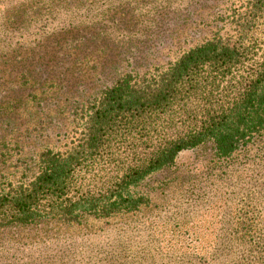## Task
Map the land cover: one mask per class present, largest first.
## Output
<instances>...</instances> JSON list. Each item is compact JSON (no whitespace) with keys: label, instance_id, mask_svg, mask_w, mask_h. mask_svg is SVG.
I'll list each match as a JSON object with an SVG mask.
<instances>
[{"label":"rangeland","instance_id":"374dc122","mask_svg":"<svg viewBox=\"0 0 264 264\" xmlns=\"http://www.w3.org/2000/svg\"><path fill=\"white\" fill-rule=\"evenodd\" d=\"M30 1L0 0L2 47L18 43L0 56L2 189L33 180L44 148L72 145L76 110L122 75L165 68L216 36L242 35L264 54V11L248 16L247 0H63L52 14ZM26 8L36 16L23 21ZM140 190L148 202L107 218H0V264H234L264 232V142L227 159L210 142L182 151Z\"/></svg>","mask_w":264,"mask_h":264},{"label":"trees","instance_id":"16d2710c","mask_svg":"<svg viewBox=\"0 0 264 264\" xmlns=\"http://www.w3.org/2000/svg\"><path fill=\"white\" fill-rule=\"evenodd\" d=\"M41 2L28 5L39 4L40 14ZM44 2L51 14L65 11L63 0ZM246 10L257 16L264 0H247ZM26 12L23 21L36 16L35 10L33 16ZM244 39L216 36L165 68L122 75L81 104L72 145L63 151L44 148L33 180L0 188V218L27 224L133 212L148 202L142 182L174 165L180 152L210 142L215 156L227 159L253 140L264 142V54L253 56ZM4 41L0 37V56L18 45L2 47ZM253 236L245 250L236 249L234 264H264V232Z\"/></svg>","mask_w":264,"mask_h":264}]
</instances>
